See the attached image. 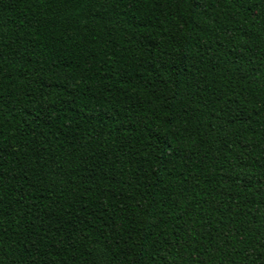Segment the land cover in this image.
<instances>
[{"label": "trees", "instance_id": "trees-1", "mask_svg": "<svg viewBox=\"0 0 264 264\" xmlns=\"http://www.w3.org/2000/svg\"><path fill=\"white\" fill-rule=\"evenodd\" d=\"M0 264H264V0H0Z\"/></svg>", "mask_w": 264, "mask_h": 264}]
</instances>
